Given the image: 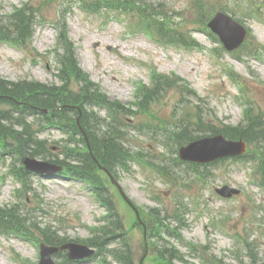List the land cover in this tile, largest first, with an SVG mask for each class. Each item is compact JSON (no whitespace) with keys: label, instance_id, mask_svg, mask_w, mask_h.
Returning <instances> with one entry per match:
<instances>
[{"label":"rangeland","instance_id":"1","mask_svg":"<svg viewBox=\"0 0 264 264\" xmlns=\"http://www.w3.org/2000/svg\"><path fill=\"white\" fill-rule=\"evenodd\" d=\"M90 1L0 0L4 24L10 13L24 6L34 21L31 37L23 35L18 44L0 40V77L60 84L58 51L64 52L65 46L60 50L58 35L60 29L66 31L81 68L118 102L119 108L109 113L103 107L97 111L107 121L121 122L115 127L134 152L128 169L118 168L115 175L148 228L143 264H159L154 254L159 245H173L182 258L176 264L264 262V152L252 147L249 153L258 152L254 159L228 158L197 168L178 159L174 140L181 125H191L194 131L189 132L196 135L239 125L247 108L264 117V0H142L144 18L129 4L124 10L95 13L86 6ZM220 10L250 30L245 44L234 53L227 52L207 29ZM156 37L166 46L159 45ZM175 37L185 44H173ZM72 83L77 90V83ZM68 135L54 128L40 132L60 159L67 145L86 152L82 142L71 143ZM1 149L0 208L14 209L27 219L24 226L37 241L15 229H0V264H39L43 239L32 223L85 243L105 225L106 220H101L106 208L80 182L62 175L28 174L33 190H27L10 169L21 166V161L3 154L9 147ZM101 175L125 224L122 240L133 264H141L146 253L143 227L106 174ZM224 185L239 193L221 196L217 188L225 195ZM116 239L120 245V238ZM126 252L120 247L115 253L69 264H122L114 254L125 259ZM56 260L68 264L64 253Z\"/></svg>","mask_w":264,"mask_h":264},{"label":"trees","instance_id":"2","mask_svg":"<svg viewBox=\"0 0 264 264\" xmlns=\"http://www.w3.org/2000/svg\"><path fill=\"white\" fill-rule=\"evenodd\" d=\"M101 1L106 6L113 5L112 2H109L110 0H93L90 5L95 7ZM131 3L138 5L141 13L145 16V5L141 0H131ZM162 18L161 16L160 20ZM33 23L32 14L27 12L26 6L16 9L9 16L8 24H4L0 17V39L18 41L25 34L29 38L33 34ZM167 24L165 22L164 26ZM60 42L65 46L64 54L61 53L62 67L59 76L62 81L61 85L46 84L39 81L13 82L0 78V105H7V108H0V141L3 140L5 148L11 147L8 153L14 157L21 158L24 155H31L53 159L55 155L49 151L46 141L38 138L33 126L68 127L74 134H79L76 121L80 115V107L83 112L80 117L81 124L88 133L96 157L111 170L118 165L122 166L124 161L129 158L128 149L123 147L122 142L118 140L122 132L113 127L112 123L106 122L94 110L97 106L109 110L117 109L119 108L118 102L110 100L102 89L93 83L80 68L73 45L64 33L60 36ZM72 79L78 83L77 91L71 88ZM41 107L49 109V113L40 112L39 108ZM30 118L36 121H28ZM253 130L255 129L251 124L245 128L237 127L228 132H223L233 137L243 136L252 141L253 137L249 134ZM176 135L181 144L196 137L185 128ZM121 137L123 139V136ZM6 139H11L14 142L7 143ZM65 153L67 158H71L75 162L62 160L66 171L80 180L88 181L92 189L104 201H108L112 228L111 226L110 228L103 226L101 229L105 230L106 238L110 237L111 234L115 237V231L122 229L121 219L114 208L110 193L107 192L104 180L97 174L96 163L89 153H83L77 149L69 147ZM22 172L24 175L27 174L24 170ZM24 184H26L25 181ZM20 219L21 217L16 215L15 210L0 209L1 228L14 227L22 230L23 226L19 225ZM97 237L93 238L92 242L104 249L108 243L103 245L102 241H98V238L102 240L103 237ZM46 238L52 244L58 245L65 242L62 238L54 239L55 236L48 237L47 235ZM170 253L171 251L166 247L159 250L157 258L161 264H172V254ZM122 261L123 264H132L130 259Z\"/></svg>","mask_w":264,"mask_h":264},{"label":"water","instance_id":"3","mask_svg":"<svg viewBox=\"0 0 264 264\" xmlns=\"http://www.w3.org/2000/svg\"><path fill=\"white\" fill-rule=\"evenodd\" d=\"M210 27L216 31L228 49L238 47L246 37V29L236 22L231 16L219 12L209 23ZM245 150L244 142L226 141L222 136L213 138H205L200 141L191 143L190 145L181 148L180 155L184 159L209 161L219 156L238 154ZM24 164L27 169L38 173H50L60 170V166L54 165L47 161H40L34 158H24ZM111 175V173H109ZM113 179V177H112ZM117 184V182L113 179ZM227 192L225 196H230L231 192H237L229 187L224 188ZM71 257L79 258L92 254L94 251L87 246L68 244ZM55 251L54 248L45 247L43 250V260L41 264H54L51 259V254Z\"/></svg>","mask_w":264,"mask_h":264}]
</instances>
